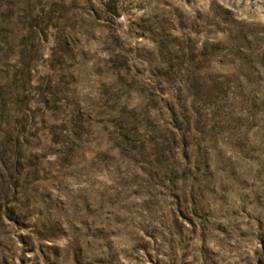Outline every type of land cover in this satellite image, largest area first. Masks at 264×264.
Masks as SVG:
<instances>
[{
  "label": "rangeland",
  "instance_id": "374dc122",
  "mask_svg": "<svg viewBox=\"0 0 264 264\" xmlns=\"http://www.w3.org/2000/svg\"><path fill=\"white\" fill-rule=\"evenodd\" d=\"M0 264H264V0H0Z\"/></svg>",
  "mask_w": 264,
  "mask_h": 264
}]
</instances>
